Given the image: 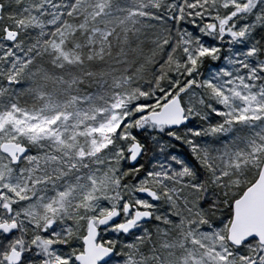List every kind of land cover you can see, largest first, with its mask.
<instances>
[{"label": "snow or ice", "instance_id": "snow-or-ice-1", "mask_svg": "<svg viewBox=\"0 0 264 264\" xmlns=\"http://www.w3.org/2000/svg\"><path fill=\"white\" fill-rule=\"evenodd\" d=\"M0 264H264V0H0Z\"/></svg>", "mask_w": 264, "mask_h": 264}]
</instances>
